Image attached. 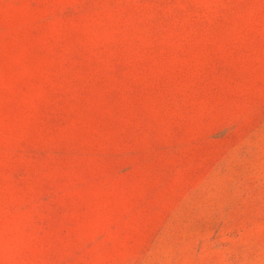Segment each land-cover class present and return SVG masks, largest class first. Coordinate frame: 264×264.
I'll list each match as a JSON object with an SVG mask.
<instances>
[{
    "label": "rangeland",
    "instance_id": "374dc122",
    "mask_svg": "<svg viewBox=\"0 0 264 264\" xmlns=\"http://www.w3.org/2000/svg\"><path fill=\"white\" fill-rule=\"evenodd\" d=\"M0 264H264V0H0Z\"/></svg>",
    "mask_w": 264,
    "mask_h": 264
}]
</instances>
